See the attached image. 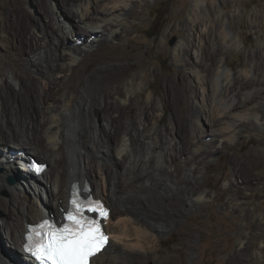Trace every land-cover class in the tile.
<instances>
[{
    "label": "bare ground",
    "instance_id": "6f19581e",
    "mask_svg": "<svg viewBox=\"0 0 264 264\" xmlns=\"http://www.w3.org/2000/svg\"><path fill=\"white\" fill-rule=\"evenodd\" d=\"M61 1L68 8L76 7L77 12L69 11L68 15L59 9L48 13L44 8L47 0L36 1L38 15L27 13L21 7L14 11L16 15L11 27L14 33L8 40L14 55L31 68L21 72L14 63L11 64L14 70L8 71L5 87L0 85V191L4 189L8 194L5 197L0 195V216L4 222L3 225L0 223V264H34L23 256L21 249L27 224L50 213L61 215L60 208L68 206L71 184L79 179H89L94 195L113 207L108 222L110 241L93 258V264L101 261L108 250L115 256L110 255L109 264H128L134 259L145 262L152 258L166 263L169 259H162L156 253L161 251L165 235L173 232L184 210L173 205L168 193L161 194L151 189L145 192V188H150L147 183L153 182L166 191L173 187L183 190L186 208L203 203L207 191L187 187L189 183L182 186L184 180L199 183L200 167L190 163L204 151L209 157L215 153L220 155L223 149L219 144L223 143L225 147L228 142L238 141L247 122L264 127V117L259 112L264 110V71L256 62L233 75L229 65L219 57V52L226 48L229 40L238 48L237 38L227 31L216 0H193L188 19L190 30L199 37V44H195V37L190 35L187 41L178 42L174 47V57L190 74L180 73L182 83L177 88L173 84L164 88L163 108L169 104L179 108L180 112L173 117V127L160 128L158 121L162 115L159 113L152 114L144 108L135 116L132 113L136 93L143 88L138 74L126 82L118 74L110 75L108 84L103 87L96 83L78 85L81 80L75 73L81 67L77 63L79 57L85 54L86 60L93 56L95 53L91 47L103 37L119 39L122 32L118 27L128 24L127 17L139 0ZM44 17H49V20L44 21ZM79 24L85 25L86 29ZM197 24L203 25L199 28ZM31 26L41 36L33 33ZM80 33L87 34V37L78 40ZM71 35L77 37L75 44L64 47L63 41ZM130 52L129 56L133 57L137 53L136 48ZM182 52L185 53L184 58L180 56ZM190 53L196 54L195 59H191ZM255 57L251 56V63ZM68 68L71 76L64 86L54 83L55 87L48 91L38 90L39 78L31 69L57 82L59 74ZM187 76H191L194 83L193 101L189 104L184 103L185 92L181 93L185 91ZM17 79L20 80L19 89L16 87ZM94 97L99 100L97 106L92 103ZM37 98L44 107L38 108ZM49 101L55 106H50ZM150 103L157 109L154 100ZM243 103L251 104L252 108L243 107ZM184 104L188 107L185 108ZM74 108L77 111H73ZM83 111L94 128L95 119L103 117L105 123L100 128L101 135H95L96 129L94 134L85 129L81 118ZM67 112L72 114L71 117ZM151 122L149 128L147 124ZM29 125L32 136L26 130ZM39 132L43 136L37 139ZM210 134L213 139H208ZM133 141H136L135 145ZM92 147L110 163L116 162V167L122 165L123 168L115 169L111 164L105 168L106 163L87 161ZM27 149L35 151L34 154L45 155L55 165H61L63 173L56 177L50 175L48 165L41 175H33L26 166L32 154L27 153ZM186 153L182 162L180 159ZM207 157L202 158L199 164L207 163ZM131 160L134 162L132 167L124 169ZM18 166L21 174L15 172ZM103 172L107 178L101 182ZM11 173L17 178L15 183L8 184L6 179ZM236 202L232 199L231 204ZM114 210L118 216H124L120 218L123 223L120 234L111 221ZM114 236L120 237L121 241L114 242ZM127 236L133 240L132 244L127 242L130 240L126 241ZM2 241H7L10 249L4 250ZM124 245L130 247L126 254ZM125 258L126 262H123Z\"/></svg>",
    "mask_w": 264,
    "mask_h": 264
},
{
    "label": "rangeland",
    "instance_id": "374dc122",
    "mask_svg": "<svg viewBox=\"0 0 264 264\" xmlns=\"http://www.w3.org/2000/svg\"><path fill=\"white\" fill-rule=\"evenodd\" d=\"M36 1L0 0V85L2 88L5 87V82H7L8 71L14 70L11 64L14 63L21 72L31 68L23 59L14 55V49H12L13 47L8 37H11V34L14 33V29L11 27L15 20V8L21 7L27 13L38 15ZM216 4L222 11L221 18L225 22L227 31L231 36H235L239 42L237 48L233 45L232 40H229L226 48L219 52V57L223 59L224 63L226 62L229 65L228 67L233 75L238 74L246 66L251 67L256 62L261 67V70L264 71V0H216ZM192 5L193 0H139V3L135 4V8L131 12L133 15L130 13L127 17L126 23L128 24L118 27V31L122 32L119 39L113 36L103 37L102 40L91 47V51L95 53L93 56L86 58V60L85 54L79 57L77 63L81 64V67L75 72L81 80L78 85H94L96 83L95 85L99 84L105 87L108 84L110 75L118 74L126 82L135 74H138L143 88L136 93L133 115L135 116L138 111L144 108L152 114L159 113L162 115L158 121L160 128L173 127L175 125L173 117L177 116L180 109H175L169 104L164 105L165 108H163L161 98L164 97L165 87L173 84L177 88L178 85H181V72L185 71L190 74L176 60L173 53L175 45L178 42L187 41V36L193 35L196 39L194 43L199 44V37L194 30H190L189 25L188 17ZM44 8L48 10V13L59 11V9H62L68 15L69 11L77 12L76 7L68 8L61 0H47V5ZM183 8L185 9L183 10ZM177 18L178 22L176 23ZM45 20H49V17H44ZM79 25L86 29L85 25ZM197 25L201 28L203 24ZM31 30L37 36H41L32 26ZM154 32L158 33L157 36L150 37ZM78 36V40H83L87 37V34L80 33ZM76 38L72 37V35L66 38L63 41L64 47L75 44ZM133 48H136L137 53L130 57L129 54H131L130 51ZM252 55H256L253 63H251ZM180 56L184 58L185 53L182 52ZM190 57L193 60L196 54L192 53L191 55L190 53ZM83 60H85L84 63ZM31 70L39 78L37 88L41 92L54 88L56 83L59 86H64L67 79L71 76V70L68 68L66 69L67 71L65 70L59 74L56 82L50 80L36 69ZM103 75L107 77L105 78ZM187 77V84L184 86L185 91H181V93L185 92L184 103L187 102L189 104L193 101L192 89L194 83L191 76ZM19 81L17 79L16 87L18 89L20 88ZM165 84L167 85L165 86ZM262 84H259L257 88H260ZM152 100L156 102L157 109L150 103ZM37 101L38 108L45 106L40 99ZM98 102L99 100L94 97L92 103L97 106ZM48 103L50 106H55L52 101ZM187 104H184L185 108L188 107ZM242 105L248 109L252 108L251 104L245 105L243 103ZM73 111H77V108H74ZM259 112L264 117V110ZM81 113L85 129L92 134L95 133L96 129L95 135H101L99 133L100 128L105 123L103 117L99 116L97 120L95 119L94 128V124L89 123L86 112L83 111ZM69 114L70 112H67V115L71 117L72 114ZM246 124L243 125L238 141L228 142L225 147H223V143L219 144V147L223 149L221 154L219 153L220 155L215 153L209 157L207 152L204 151L192 159L190 165H199L200 167L199 183H191L189 180H184L185 183L182 186H186V183H189L187 187H195L207 191V198L198 206L186 208L183 201L185 196L183 190L173 187L172 190L169 191L167 189L166 191L157 187L153 182L147 183L150 188H145V192L147 190H156L157 192L160 191L159 193L161 194L168 193L167 195L170 194L169 199L173 205L179 209L182 208L184 211L181 213L180 221L173 229V234L167 232L166 238L164 237L166 241L161 246V251L156 253L162 259H169L166 263H161L152 258L145 262L134 259L128 264H264V127L255 126L249 122ZM147 126L150 128L152 122L147 124ZM26 130L29 136L33 135L31 125ZM42 136L43 133H37V139ZM98 136H96L97 140H99ZM209 138L213 139V135L210 134ZM135 143L136 141H133V145ZM137 143H140V141ZM94 148L92 147L90 150L87 161H99L102 165L106 163L105 168L109 167L110 164L115 165L112 166L115 169L123 168L122 165L116 167V162L110 163L108 159H105ZM212 148L214 149L215 146ZM26 151L27 153H32L30 156L35 155L40 160L48 162L50 175L56 177L63 173V167L59 164H53L50 158L45 157V155L34 154L36 152L29 149ZM185 155L187 153L180 159L182 162L186 158ZM204 157H207L209 161L199 164ZM133 164L134 162L131 160V163H128L124 169L127 166L131 168ZM15 172L21 174L19 166L18 169L16 167ZM10 176L17 178L15 174L11 173L6 179L8 184H11L8 181ZM100 178L101 182H104L107 176L103 172ZM0 195L5 197L8 194L3 189L0 191ZM232 199H236L235 205L231 204ZM121 217L124 216L122 214L118 216V213L116 214L114 210L111 221L115 226L114 228L118 229V234L122 232L123 223L120 220ZM2 221L0 216V223L3 225L4 222ZM33 221L30 220V223ZM5 232L8 233L6 226ZM120 239L117 236L112 238L116 243H119ZM126 241L131 242L130 244L133 242L129 236L126 237ZM2 245L4 250L10 249L7 241H2ZM129 248V246L124 245L125 254L126 249ZM111 254H113L112 251L108 250L106 256L101 261H97L96 264H109ZM113 258H115L114 254ZM122 261L126 262V258ZM151 261L152 263H150ZM118 262L121 263V260H118Z\"/></svg>",
    "mask_w": 264,
    "mask_h": 264
},
{
    "label": "snow or ice",
    "instance_id": "6c2138e0",
    "mask_svg": "<svg viewBox=\"0 0 264 264\" xmlns=\"http://www.w3.org/2000/svg\"><path fill=\"white\" fill-rule=\"evenodd\" d=\"M61 211L59 226L50 220L30 226L25 250L40 264H90L108 243L102 224L108 210L101 202L82 197L73 186L68 207Z\"/></svg>",
    "mask_w": 264,
    "mask_h": 264
},
{
    "label": "clouds",
    "instance_id": "9594fccd",
    "mask_svg": "<svg viewBox=\"0 0 264 264\" xmlns=\"http://www.w3.org/2000/svg\"><path fill=\"white\" fill-rule=\"evenodd\" d=\"M31 157H33L32 155H31ZM35 158H37V160H40L37 156L35 157ZM44 161V160H43ZM46 162V161H45ZM48 163V162H47ZM49 165V164H48ZM80 181H82V180H80ZM90 181V180H89ZM91 182V181H90ZM92 193H93V191H92ZM94 194V193H93ZM95 196V195H94ZM105 201V200H104ZM106 202V201H105ZM106 204L108 205V206H110L107 202H106ZM111 207V206H110ZM62 208H66V207H62ZM62 208H60L61 210H62ZM112 208V207H111ZM46 217H48V218H53V213H50V214H47V216ZM46 217H44V218H46ZM44 218H42V219H44ZM42 219H40V220H42ZM40 220H38V221H40ZM37 221V222H38ZM31 223H34V222H31ZM26 230H27V226H26ZM25 234V233H24Z\"/></svg>",
    "mask_w": 264,
    "mask_h": 264
},
{
    "label": "flooded vegetation",
    "instance_id": "af4514ba",
    "mask_svg": "<svg viewBox=\"0 0 264 264\" xmlns=\"http://www.w3.org/2000/svg\"><path fill=\"white\" fill-rule=\"evenodd\" d=\"M62 216H63V213H61V215H58V214H55L53 213V219L55 221V223L59 226V224L61 223L62 221Z\"/></svg>",
    "mask_w": 264,
    "mask_h": 264
},
{
    "label": "water",
    "instance_id": "95a60500",
    "mask_svg": "<svg viewBox=\"0 0 264 264\" xmlns=\"http://www.w3.org/2000/svg\"><path fill=\"white\" fill-rule=\"evenodd\" d=\"M32 156H33V155H32ZM33 157H36V156L34 155ZM8 181H9V183L13 184V183H15L16 179H15L14 177L10 176V177L8 178Z\"/></svg>",
    "mask_w": 264,
    "mask_h": 264
},
{
    "label": "trees",
    "instance_id": "16d2710c",
    "mask_svg": "<svg viewBox=\"0 0 264 264\" xmlns=\"http://www.w3.org/2000/svg\"><path fill=\"white\" fill-rule=\"evenodd\" d=\"M157 32H154V33H152L151 35H150V37H155V36H157ZM38 161V160H37ZM39 162V161H38Z\"/></svg>",
    "mask_w": 264,
    "mask_h": 264
}]
</instances>
